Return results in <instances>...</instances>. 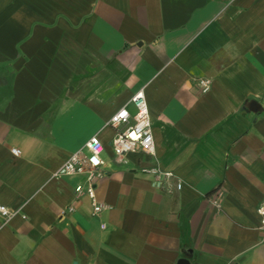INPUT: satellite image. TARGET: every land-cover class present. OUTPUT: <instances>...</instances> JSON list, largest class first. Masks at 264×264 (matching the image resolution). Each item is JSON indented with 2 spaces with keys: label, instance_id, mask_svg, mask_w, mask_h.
<instances>
[{
  "label": "crops",
  "instance_id": "1",
  "mask_svg": "<svg viewBox=\"0 0 264 264\" xmlns=\"http://www.w3.org/2000/svg\"><path fill=\"white\" fill-rule=\"evenodd\" d=\"M140 89L155 154L121 161L106 122ZM93 134L95 215L84 174L52 176ZM263 196L264 0H0V204L21 207L0 264H264Z\"/></svg>",
  "mask_w": 264,
  "mask_h": 264
},
{
  "label": "built area",
  "instance_id": "2",
  "mask_svg": "<svg viewBox=\"0 0 264 264\" xmlns=\"http://www.w3.org/2000/svg\"><path fill=\"white\" fill-rule=\"evenodd\" d=\"M233 0H229L231 3ZM198 84L202 92H206L210 87L208 78L198 79ZM130 102L134 106V113H130L126 105L118 108L106 122L114 128L111 144L116 157L125 161V155L133 151H141L149 155L155 154L154 139L152 135L151 119L147 102L143 91H136L130 98ZM86 152L76 150L72 152L62 164L52 173L53 177L63 175L84 174L86 185L84 188L78 187V195L84 193L90 199L92 206V214L99 213L104 205L97 200L95 194V182L103 175L100 167L103 165L101 151L103 149L102 142L97 134H93L85 142ZM14 155L19 154L17 148H11ZM141 172H147L153 175L156 185H162V180L173 176L171 171H167L158 165L142 166ZM212 204L219 209L221 207L220 192H216L211 200ZM21 210L18 208H9L0 204V216L4 222H7L11 217L16 215ZM72 210V207L69 208ZM257 213L260 220V228L264 230V196L257 206ZM24 217V215H22Z\"/></svg>",
  "mask_w": 264,
  "mask_h": 264
},
{
  "label": "water",
  "instance_id": "3",
  "mask_svg": "<svg viewBox=\"0 0 264 264\" xmlns=\"http://www.w3.org/2000/svg\"><path fill=\"white\" fill-rule=\"evenodd\" d=\"M178 264H189V261H188L186 258H181V259L178 261Z\"/></svg>",
  "mask_w": 264,
  "mask_h": 264
}]
</instances>
